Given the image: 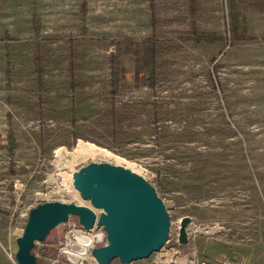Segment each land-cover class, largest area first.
<instances>
[{"label": "rangeland", "instance_id": "374dc122", "mask_svg": "<svg viewBox=\"0 0 264 264\" xmlns=\"http://www.w3.org/2000/svg\"><path fill=\"white\" fill-rule=\"evenodd\" d=\"M84 160L139 174L167 208V243L130 264H264V0H0V264H18L33 208L89 204Z\"/></svg>", "mask_w": 264, "mask_h": 264}, {"label": "water", "instance_id": "95a60500", "mask_svg": "<svg viewBox=\"0 0 264 264\" xmlns=\"http://www.w3.org/2000/svg\"><path fill=\"white\" fill-rule=\"evenodd\" d=\"M74 187L91 207L49 201L33 208L22 235L17 238L18 264H40L34 250L53 230L78 219L91 230L95 224L106 232L104 246L92 250L99 264H122L149 258L167 243L170 215L157 191L145 178L122 166L84 160L75 167ZM101 210L97 215L95 210ZM190 217L182 220L179 240L187 243Z\"/></svg>", "mask_w": 264, "mask_h": 264}, {"label": "built area", "instance_id": "2783aa9c", "mask_svg": "<svg viewBox=\"0 0 264 264\" xmlns=\"http://www.w3.org/2000/svg\"><path fill=\"white\" fill-rule=\"evenodd\" d=\"M62 226L66 227V233L64 234L63 240L58 242V245H59L58 255L54 257L52 260H50L51 264H76L73 261V256L75 255V252L73 249V243H75L78 238L75 234H79L81 236L86 237V236H90L94 232L99 233L98 232L99 229L103 228L95 224V226L91 230H86L80 225L79 221L75 218H71L67 223L63 224ZM106 240H107L106 235L105 233H103L102 238L95 241L93 245L91 246V248L88 250V257L85 260H83L81 264L87 263L90 256L94 260L93 264H99L96 261V259L93 257L92 250L97 247L104 246L106 244ZM9 256L11 260L15 262L13 253H11ZM198 264H207V263L206 262L201 263V261H199ZM215 264H240V262L223 259L222 261L215 263Z\"/></svg>", "mask_w": 264, "mask_h": 264}, {"label": "bare ground", "instance_id": "6f19581e", "mask_svg": "<svg viewBox=\"0 0 264 264\" xmlns=\"http://www.w3.org/2000/svg\"><path fill=\"white\" fill-rule=\"evenodd\" d=\"M89 202V201H88ZM91 207V204L89 202L88 205ZM95 212L99 215V210L94 209ZM78 238L75 243H73V249L75 252V255L73 256V261L76 264H81L83 260H85L88 257V250L91 248L93 243L99 239L102 238V234H99L97 232L92 233L90 236H81L79 234H75Z\"/></svg>", "mask_w": 264, "mask_h": 264}, {"label": "trees", "instance_id": "16d2710c", "mask_svg": "<svg viewBox=\"0 0 264 264\" xmlns=\"http://www.w3.org/2000/svg\"><path fill=\"white\" fill-rule=\"evenodd\" d=\"M237 26H238V18H234L233 17V28L235 27L236 33H237V29H236ZM147 47L150 48L151 54H153L154 53V47H155V45L154 44H150ZM142 49H144V47L142 45L137 46V49H136V52H135L136 53V57H137L138 65H141L142 64L143 67H146L147 66L146 68L153 67L154 65H152V64L155 61L154 56H150L148 58L146 55H144L142 53ZM113 60H116V58H113ZM114 83H115V81H114ZM114 83H113V87H114ZM10 117L11 116L9 115V118Z\"/></svg>", "mask_w": 264, "mask_h": 264}, {"label": "crops", "instance_id": "0c3cea01", "mask_svg": "<svg viewBox=\"0 0 264 264\" xmlns=\"http://www.w3.org/2000/svg\"><path fill=\"white\" fill-rule=\"evenodd\" d=\"M224 259H227V257L226 258H224ZM223 260V259H222ZM222 260H220V261H222ZM228 260H231V259H228ZM240 262V261H239ZM240 264H245V262H240Z\"/></svg>", "mask_w": 264, "mask_h": 264}]
</instances>
